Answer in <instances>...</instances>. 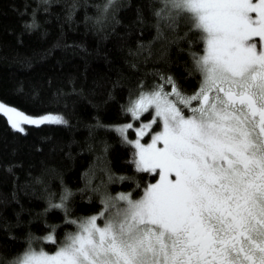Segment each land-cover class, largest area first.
Returning <instances> with one entry per match:
<instances>
[{"label": "snow or ice", "instance_id": "snow-or-ice-1", "mask_svg": "<svg viewBox=\"0 0 264 264\" xmlns=\"http://www.w3.org/2000/svg\"><path fill=\"white\" fill-rule=\"evenodd\" d=\"M115 2L106 0L104 16ZM156 5L157 39L165 29L187 27L189 75L198 74L199 82L186 94L171 76L157 73L161 82L150 89L141 84L124 109L137 121L149 114L134 129L135 140L127 137L131 123L115 131L134 150L135 171L152 181L137 182V197L94 188L100 210L76 218L67 203L73 194L65 189L49 209L62 210L74 230L58 240L51 228L43 239L56 246L53 253L34 248L30 237L4 264H264V0ZM36 27L34 15L25 28ZM0 115L21 133L22 123L67 124L61 116L31 118L3 103Z\"/></svg>", "mask_w": 264, "mask_h": 264}, {"label": "trees", "instance_id": "trees-1", "mask_svg": "<svg viewBox=\"0 0 264 264\" xmlns=\"http://www.w3.org/2000/svg\"><path fill=\"white\" fill-rule=\"evenodd\" d=\"M105 3L0 0V101L67 121L27 125L21 133L0 115V264L22 252L30 237L34 248L54 252L43 239L51 228L58 240L74 230L64 224L62 210L49 209L65 189L73 194L67 202L72 218L100 210L94 188L137 197V182L143 186L152 177L135 171L134 150L115 128L150 117L144 113L137 121L126 113L130 97L141 84L150 89L160 83L157 73L171 76L186 94L198 87V74L189 75L183 23L157 39L156 0H116L104 16ZM34 15L38 27L26 29ZM134 133L127 132L129 140Z\"/></svg>", "mask_w": 264, "mask_h": 264}, {"label": "rangeland", "instance_id": "rangeland-1", "mask_svg": "<svg viewBox=\"0 0 264 264\" xmlns=\"http://www.w3.org/2000/svg\"><path fill=\"white\" fill-rule=\"evenodd\" d=\"M0 103H3V104H5L6 106H10V105H8V104H6V103H4V102H2V101H0ZM10 107H12V108H15V107H13V106H10ZM15 109H17V108H15ZM18 111H20L19 109H17ZM20 112H22V111H20ZM22 113H24V112H22ZM24 114H26V113H24ZM27 116H29V117H31V118H39V117H42V116H45V115H51V116H61V115H59V114H43V115H39V116H33V115H29V114H26ZM62 117V116H61ZM146 122H148V120L146 121ZM49 124H54V123H49ZM27 125H30V124H21V127H23L24 129L26 128V126ZM42 125V124H41ZM132 125H133V128L132 129H128L127 130V132H129L130 130H132V131H134V129H136L138 126H134V124L132 123ZM32 126H36V125H32ZM40 126V125H39ZM135 132V131H134ZM149 135H150V133H149ZM146 137H147V139H146ZM137 137H136V134L134 133V138L132 139V140H135ZM148 140V135H146L142 140H141V142L143 143V142H145V141H147ZM49 253H53V252H49Z\"/></svg>", "mask_w": 264, "mask_h": 264}]
</instances>
